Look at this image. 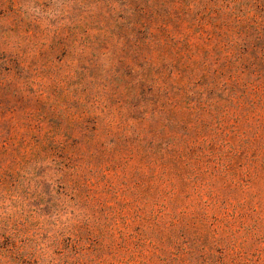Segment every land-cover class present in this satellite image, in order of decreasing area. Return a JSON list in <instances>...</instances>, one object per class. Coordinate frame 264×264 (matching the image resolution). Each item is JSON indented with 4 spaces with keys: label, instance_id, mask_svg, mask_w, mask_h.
<instances>
[{
    "label": "rangeland",
    "instance_id": "obj_1",
    "mask_svg": "<svg viewBox=\"0 0 264 264\" xmlns=\"http://www.w3.org/2000/svg\"><path fill=\"white\" fill-rule=\"evenodd\" d=\"M162 251L264 264V0H0V264Z\"/></svg>",
    "mask_w": 264,
    "mask_h": 264
},
{
    "label": "trees",
    "instance_id": "obj_2",
    "mask_svg": "<svg viewBox=\"0 0 264 264\" xmlns=\"http://www.w3.org/2000/svg\"><path fill=\"white\" fill-rule=\"evenodd\" d=\"M151 262L153 264H157V262H160V264H170V255L166 251H162L161 253L155 252L149 260L143 261L142 264H151Z\"/></svg>",
    "mask_w": 264,
    "mask_h": 264
}]
</instances>
